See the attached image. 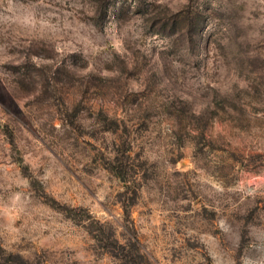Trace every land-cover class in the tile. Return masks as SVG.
Segmentation results:
<instances>
[{
    "label": "rangeland",
    "instance_id": "1",
    "mask_svg": "<svg viewBox=\"0 0 264 264\" xmlns=\"http://www.w3.org/2000/svg\"><path fill=\"white\" fill-rule=\"evenodd\" d=\"M95 221L264 264V0H0V264H125Z\"/></svg>",
    "mask_w": 264,
    "mask_h": 264
},
{
    "label": "trees",
    "instance_id": "2",
    "mask_svg": "<svg viewBox=\"0 0 264 264\" xmlns=\"http://www.w3.org/2000/svg\"><path fill=\"white\" fill-rule=\"evenodd\" d=\"M69 212H71V210H69ZM94 223L98 225L95 227L96 232H94V238L98 242H101L104 239L108 238L105 233V226L102 223H98L97 221H95ZM108 236H109L108 242L104 244V246L107 247L108 249L107 251L111 255L118 257L125 264H149V261L144 256V254L139 252L136 246L135 239L131 240V238H129L125 243H121L114 236L113 232H111V235H108Z\"/></svg>",
    "mask_w": 264,
    "mask_h": 264
}]
</instances>
